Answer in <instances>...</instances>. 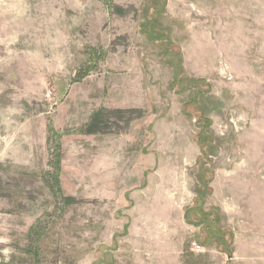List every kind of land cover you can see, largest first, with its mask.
Instances as JSON below:
<instances>
[{"label":"rangeland","instance_id":"obj_1","mask_svg":"<svg viewBox=\"0 0 264 264\" xmlns=\"http://www.w3.org/2000/svg\"><path fill=\"white\" fill-rule=\"evenodd\" d=\"M0 264H264V0H0Z\"/></svg>","mask_w":264,"mask_h":264},{"label":"trees","instance_id":"obj_2","mask_svg":"<svg viewBox=\"0 0 264 264\" xmlns=\"http://www.w3.org/2000/svg\"><path fill=\"white\" fill-rule=\"evenodd\" d=\"M156 1V0H154ZM176 73H178V70H176ZM185 78H182V80ZM104 113L101 112V110L96 111L93 115L92 118L90 120V122L86 125V129L85 131L88 133H92V132H96V131H104L103 129V125H104V118L105 120L108 121V119L110 118V115H114V117L116 118H122V116H124V114H128V117L126 118V120H130V118H132L133 113L134 112H140L138 110L135 109H103ZM140 114H136V116H139ZM59 158H57V162H58ZM201 195V194H200ZM73 198H64V202L67 201H72Z\"/></svg>","mask_w":264,"mask_h":264}]
</instances>
